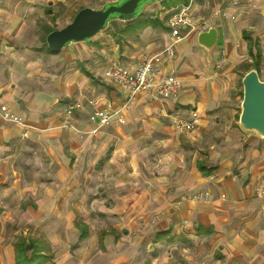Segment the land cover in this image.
<instances>
[{"label": "crops", "instance_id": "1", "mask_svg": "<svg viewBox=\"0 0 264 264\" xmlns=\"http://www.w3.org/2000/svg\"><path fill=\"white\" fill-rule=\"evenodd\" d=\"M225 1L194 0L196 21H206L209 28L215 27L218 40L211 50H207L199 44L200 31H196L176 45L174 59L164 62L163 67L165 71L175 72L180 79V93L176 97L155 101L144 92L137 93L131 100L132 104L134 103L132 106L121 110L111 119L109 125L99 128L96 132H93L96 124L89 120L91 111L94 108H108L114 112L129 98L125 89L105 77L106 69L113 61L133 69L139 54L153 55L160 52L172 40L167 20L174 7L166 9L163 4H159L158 9L165 10L160 13L161 19L169 13L165 21L166 29L144 26L136 30H121V35L131 31H136L137 35V31L143 29L142 36L147 38L140 43L134 42L135 35L132 38H127L126 35L128 43L126 41L122 45L119 43L121 46H114L113 57L105 56L106 60L97 65V72L94 68L80 65L79 71L85 77L84 81L88 79L94 90L100 85L107 86L106 91L110 97L100 100L96 106L89 105L86 117L81 114L79 118L74 119L76 131L61 127V122L55 115H47L54 103L46 102L45 93L40 87L32 88L31 84L28 86L30 73L27 69L31 68L33 62L27 64L17 60L19 64H15L12 58L0 53V106H9L24 120L23 124H17L0 119V224L6 222L5 217L10 215L9 208L15 206L22 208L23 213L27 215L34 212L39 215L43 212L44 217L53 215L59 217V223L65 224L62 227L65 233H68V238L62 236L64 245L86 242L87 259L94 252H98L103 255H115V260L120 263L131 262L139 253L133 242L129 247L120 245V240L128 236V233H135L142 240L153 231L155 236L152 243L157 245L163 238L169 239L171 235L184 230V237L192 241L197 238H210L223 245L224 249L219 257L225 256L229 264H264V153L262 160L258 158L259 149L264 147V138H257L258 146L249 148L254 153L258 151L255 153L258 158L255 163L251 162L248 151L242 164L238 161L241 154L226 156L227 151L222 147L230 137L226 130L218 133V137L222 139L219 143L212 142L209 155L205 156V159L193 156L189 164L190 171L187 169L185 155L180 157V153L173 150L167 153L168 149H160L163 159L169 158L167 164L160 169L148 155L153 149H159L158 145L165 146L169 143V138L174 148L179 146L178 136L172 127L160 118H155L153 112H159L169 118L173 115L189 118L191 113L196 111L199 114L198 126L187 135L192 141H201L207 133V125L213 126V123L207 124L205 121V111L210 104L207 98L211 94L206 86L211 76L207 63L212 59L216 60L220 52L218 48H224L231 58L234 55L239 57L234 47L235 41L245 42V31L252 34L245 26L232 24L229 19L226 23L223 22L220 13ZM203 2L212 4L208 16L200 13ZM27 10L25 9V15ZM23 11L24 8H15L11 13L0 7V16L8 20L21 19ZM233 11V8H228L223 15L227 16ZM24 23L26 22L20 21L16 25L29 26ZM4 25L9 27L11 23ZM246 44L242 47L249 55L248 42ZM44 49L47 50L45 43L31 52L34 53L37 64L45 57L41 52ZM106 52L102 50L103 55H106ZM27 56L32 57L33 54ZM113 84L119 88H113ZM214 96L216 91L209 100ZM118 116L123 118V123L117 120ZM100 142L103 148L98 147ZM188 157L191 158V155ZM99 162H103L100 167ZM257 163L260 164L256 165ZM201 167L211 171L207 174L201 171ZM236 167L241 175L239 178H233L232 175ZM195 181L198 182L199 189L207 187L214 192V197L211 195V199L204 203L179 202L178 197L182 193L180 189L187 191L190 187L194 188ZM33 186L39 191V196H33L36 193L32 190ZM99 190H125L135 193H132L133 199L127 208L115 203L107 207L104 202H101L103 204L100 206L97 199L88 200V191L95 193ZM259 190L263 192L262 196L258 195ZM223 193L225 198L221 197ZM88 206L92 209L95 206L96 213L92 210L87 212L84 208ZM79 208L83 217L89 215V218L92 216L103 220L105 216L107 221L117 220V224H112L110 229L106 225L99 232H92L89 218L76 221L77 216H81L78 214ZM49 221V218L46 219V222ZM198 226L212 228V232L206 233L202 229L198 231ZM84 227L87 235L82 238ZM159 232L163 233L160 239L157 237ZM19 239L9 246L8 252L14 263V245ZM25 240L35 244L47 243L53 256L54 250L64 247L59 245L52 251V239ZM4 247L6 243L0 246V250ZM227 247L233 248L232 253Z\"/></svg>", "mask_w": 264, "mask_h": 264}, {"label": "rangeland", "instance_id": "2", "mask_svg": "<svg viewBox=\"0 0 264 264\" xmlns=\"http://www.w3.org/2000/svg\"><path fill=\"white\" fill-rule=\"evenodd\" d=\"M113 1L118 0H0V7L9 10L11 13L14 12L15 8H24L21 19L8 20V18L5 19V17L0 16V53L12 58L15 64H19L17 60L27 64L33 62L31 68L27 69L30 73L28 86L31 84V86H33L32 88L40 87L43 89L46 102L54 103L51 105L49 113L46 114L50 116L55 115L56 119L60 120L61 127H64L63 119L65 110L70 105L79 103L80 107L75 108L72 112L70 121L71 126L64 128H71L76 131L74 119L79 118L81 114L86 117L89 105L96 106L100 100H106L110 97L106 91L107 86L100 85L94 90L88 79L84 81L85 77L79 71L80 65L84 64L87 68H94L95 72H97V65L106 60L104 59L105 56L107 58L113 57V47H116L119 43L121 45L125 44L127 38H132L136 31L121 35L120 31L126 25V22L114 19L105 29L90 40L71 43L57 53H51L44 49L41 52L45 57L43 60H40V64H37L36 57H34V53L31 52L36 51L37 46H44L43 36L45 35L46 26L49 25L56 29L62 28L71 22L80 7L88 6L100 8L104 4ZM190 2L193 16L195 17L197 12L194 10V0H190ZM159 4L162 6L163 3L154 1L144 4L138 16L158 15L160 17V13L165 10L158 9L160 6ZM202 6L200 13L208 16L211 13L212 4L203 2ZM228 8H233L234 11L232 14H228L227 18V16H225L226 14L223 15V12ZM25 9H28L26 15ZM220 14L224 23L229 19V22L232 24H241V26H245V28L252 32L253 37H259L262 50L260 79L264 81V0H226L224 4H222ZM20 21H25L26 23L24 24H29V26H17L16 23ZM5 23H11L12 26H5ZM142 30L137 31L138 34L135 35L136 39L135 41L133 40L134 42L141 43L147 38V36H142ZM126 35L127 38L125 37ZM246 43V41L243 43H240L239 40L235 41L234 47L238 51L239 57L234 55L231 58L224 48H218L220 52H218L216 60L212 59L210 63H207L210 68L209 73L211 76L207 80L206 86L211 91V94L207 98V102L210 104H207L205 121L207 124L213 123V126L208 127L207 125V133L201 141H192L187 137L192 131H181V129L174 124L173 118L176 116L181 117L180 115H173L169 118L168 116L160 115L159 112H153L155 118H160L165 124L172 127L179 141V146L174 148L172 140L169 138V143H166L165 146L158 145L159 149H153L148 152V155H150L149 158L153 162L155 161V166L157 168H162L167 164V160H169L167 157V159L164 160L160 152V149L164 148L168 149L167 153L173 150V152L180 153V157L185 155L187 169L190 171L189 164L193 156L196 155L195 158L205 159V156L209 155V146L212 142L219 143L222 138L218 137V133H222L225 130L226 133L230 135L222 146L225 148V151H227L226 156L233 153L241 154L238 161L239 164H242L246 159L245 156L248 151V154L252 158L251 162L255 163L258 158L262 160L264 153L263 146L259 149L260 156L258 158H256L255 155L258 151L254 153L249 149L258 146L257 138L261 136L254 131L244 130L239 123L243 100L242 76L245 72V65L251 62L247 50L245 51L242 47L244 44L247 45ZM1 49L3 52H1ZM103 49L107 51L106 55L102 54ZM241 50H244V52H241ZM27 54H33V56L28 57ZM144 55L147 54H139L136 62L138 63L139 59ZM114 86L115 89L116 87L119 88L113 84L112 87L114 88ZM215 91L216 96L212 97V100H209L213 94L215 95ZM18 103L21 107L20 101ZM124 104L125 103L122 104L120 109L118 108L114 111L115 117L121 110L128 109L134 103L132 104V101H129L126 107H123ZM9 109L16 114L10 107ZM16 115L21 119V123L17 124H23V118L18 114ZM117 120L120 123L124 122L123 118L120 116H118ZM98 129L95 127L93 132H96ZM147 140L148 139H146V141ZM98 147L103 148L102 142L98 143ZM190 155L191 158L188 157ZM239 164L237 166H239ZM101 165H103V162L100 163L98 167ZM175 172L176 171H174L173 174H175ZM232 172L233 178H239L241 176L237 167ZM194 184V188L190 187L187 191L180 189L182 193L178 197L179 202L193 201L204 203V201L211 199V195L214 197V192L210 191L207 187L205 189H199V185H197L198 182L195 181L193 182V185ZM32 190L36 191L33 196L40 195L36 187ZM132 193L135 192L125 190L118 192L109 190L104 192L103 190H99L95 193L93 191H88L87 196L88 200L97 199L100 206L103 204L101 202H104L107 207L115 203L120 204L122 208H127L130 206V201L133 199L131 198V196H133ZM199 193L203 194V198H195ZM221 197L225 198L226 195L223 193ZM123 198L129 199L125 200ZM30 200H32V197H30ZM27 202L28 201H25V203ZM84 209H86L87 212H91L92 210L93 213H96L95 206L93 209L91 206ZM8 214L10 215L5 217L6 222L0 224V246L6 243V247L0 250V264H15L14 261L12 262V256L8 252L10 249L9 246L10 244L13 245L14 242L21 237L44 239L46 241L52 239L53 242L50 245L52 251L55 247H59V245L64 246L56 251L54 250V258L45 264H58V262L62 264H229L225 256H222V258L219 257V254H221V251L224 249L223 245H220L217 241L214 239L211 240L210 238H197L196 241H192L184 237V233L186 232L182 229L179 234L171 235L169 239L167 237L163 238L157 245L152 243L155 236L153 231L149 232L147 238L142 240L139 239L135 233H128V236H124L123 239L120 240V245H122V247L125 245L129 247L133 242L134 247L139 251V253L135 255V258L128 263L116 261L115 255H103L98 252H94L91 256L92 258L90 257L91 259H87L85 253L86 242L69 243L68 245L63 244L62 236L68 238V233H65V230H63L62 226H65V224L63 225V223L58 222L59 217L53 215L51 217H44L43 212L40 213V215L35 212L27 215L23 213L22 208L17 206L10 207ZM78 214H81V216L83 215L81 208H79ZM115 215H117V213ZM81 216H77L76 221H81L84 218L87 220L89 218V215L85 217ZM48 218L51 221L46 222ZM88 220L90 222L89 227L92 225V232H94V230L99 232V230L106 225L108 229H110L112 224H117V220L107 221L105 216H103V220L93 218L92 216H90ZM227 249L232 253V247H227ZM231 253L229 252V254ZM130 257L134 256L130 255ZM228 260H230V256ZM232 260L235 261V259Z\"/></svg>", "mask_w": 264, "mask_h": 264}, {"label": "built area", "instance_id": "3", "mask_svg": "<svg viewBox=\"0 0 264 264\" xmlns=\"http://www.w3.org/2000/svg\"><path fill=\"white\" fill-rule=\"evenodd\" d=\"M167 25L172 40L160 52L153 55H144L133 69H128L117 61H113L106 69L105 77L128 92L129 98L123 107H126L137 93L144 92L151 100L155 101L176 97L182 90V83L175 72L165 71L163 64L174 59L175 48L180 41L192 32L207 30L209 25L206 21H196L193 16L191 2L176 7L169 16ZM79 107L80 104L76 103L66 108L63 119L64 127L71 126L72 112ZM113 117H115V113L108 108H94L89 115V120L96 124L98 129L108 125ZM0 119L6 122L21 123V119L6 105L0 106ZM173 121L181 131L190 132L198 126L199 117L195 111L191 113L189 118L176 116ZM258 195L262 196L261 190H259ZM195 198L201 199L203 194L199 193Z\"/></svg>", "mask_w": 264, "mask_h": 264}, {"label": "water", "instance_id": "4", "mask_svg": "<svg viewBox=\"0 0 264 264\" xmlns=\"http://www.w3.org/2000/svg\"><path fill=\"white\" fill-rule=\"evenodd\" d=\"M154 1L163 0H118L104 4L100 8L83 7L77 11L71 22L48 33L46 36L48 49L57 53L71 43L90 40L112 20L130 21L139 15L144 4ZM217 40L218 31L215 27L198 34L199 44L207 50H211ZM242 84L240 126L264 138V81L259 78L257 71L252 69L244 75Z\"/></svg>", "mask_w": 264, "mask_h": 264}, {"label": "trees", "instance_id": "5", "mask_svg": "<svg viewBox=\"0 0 264 264\" xmlns=\"http://www.w3.org/2000/svg\"><path fill=\"white\" fill-rule=\"evenodd\" d=\"M190 0H163V6L166 9L173 8V10L180 5H187ZM85 7V6H84ZM83 7H80V9ZM79 9V10H80ZM169 13L165 16L164 19H161L158 15L155 16H137L134 19L127 21L123 31H128L130 29L136 30L144 26L160 27L166 29L165 21L168 18ZM56 28L51 26L45 27V35L43 36V41L47 50L51 53H54L48 49L46 44V36L51 31ZM243 39L248 42V53L251 58V62L245 65L244 75L250 70L254 69L257 71L260 78L261 64H262V50L260 46V41L258 37H253L250 32L245 31L243 34ZM244 75L242 77H244ZM201 171L206 172L207 174L211 169L206 167H201ZM203 230L206 233L212 232V228H204L201 226L197 227V230ZM87 235L86 228L84 227L81 237ZM163 236V233H158V239ZM15 248V264H45L48 261L53 259V254L50 253V248L47 243L35 244L33 241L26 242L25 238H20L19 241L14 245Z\"/></svg>", "mask_w": 264, "mask_h": 264}]
</instances>
